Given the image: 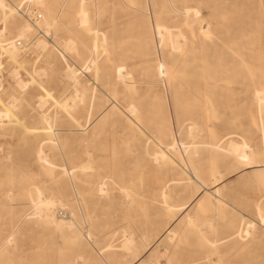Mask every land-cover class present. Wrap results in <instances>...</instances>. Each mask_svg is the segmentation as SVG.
I'll return each mask as SVG.
<instances>
[{
    "label": "rangeland",
    "instance_id": "rangeland-1",
    "mask_svg": "<svg viewBox=\"0 0 264 264\" xmlns=\"http://www.w3.org/2000/svg\"><path fill=\"white\" fill-rule=\"evenodd\" d=\"M1 1L0 264H264V0Z\"/></svg>",
    "mask_w": 264,
    "mask_h": 264
},
{
    "label": "bare ground",
    "instance_id": "bare-ground-1",
    "mask_svg": "<svg viewBox=\"0 0 264 264\" xmlns=\"http://www.w3.org/2000/svg\"><path fill=\"white\" fill-rule=\"evenodd\" d=\"M0 3H1V8H3L4 10H7V12H4V16L5 17H8V18H13V17H15V13L16 12H18L17 11V7H15V8H13V7H11V6H9L8 4H6V3H4V2H2L1 0H0ZM193 11V10H192ZM190 12V11H189ZM80 14L83 16L82 17V23H86L87 22V11L84 9V7H81V9H80ZM194 14V13H193ZM187 15V14H186ZM188 16V15H187ZM196 16V15H195ZM33 25V24H32ZM31 24H29V23H25V22H22V23H19L18 24V32H17V34H16V37H18V38H24L25 39V37L27 36V34L29 33V32H31L32 30H33V26H32ZM44 25H45V28L47 29L48 27H49V22L46 20V21H44ZM207 27V26H206ZM39 29V28H38ZM45 29V30H46ZM202 29V28H201ZM48 30V29H47ZM46 30V31H47ZM157 30V29H156ZM158 30H159V32H160V27L158 28ZM200 31V30H199ZM161 34H163L162 32H160ZM44 36V35H43ZM162 36V35H161ZM47 37V36H46ZM95 41V40H94ZM40 42H43V40H40ZM48 43V42H47ZM50 43V42H49ZM43 44H46V42L45 43H42V45ZM6 47H2V50L4 51V52H6V53H8L9 54V57H10V59H12V58H14L15 59V56H16V50L18 49V47H17V45H16V41H15V39L14 40H10L9 42H7L6 44ZM2 46V45H1ZM46 46V45H45ZM69 46V45H68ZM67 48V47H66ZM59 53H60V55H62V57L65 59L66 57H65V54H64V51H59ZM13 60V59H12ZM160 67H162V64L161 65H159V68ZM83 68V67H82ZM84 68H85V66H84ZM86 68H87V65H86ZM67 69H68V71L70 72V74H72V75H76V73H77V69L75 68V67H73L72 65H70V64H68V66H67ZM165 72V71H164ZM71 76V75H70ZM77 91V90H76ZM93 91V90H92ZM258 93V92H257ZM46 94L47 95H49V93L48 92H46ZM259 94H257V96H258ZM129 111V110H128ZM8 113V111L6 112V114ZM3 115V114H2ZM261 124V123H260ZM190 127V126H189ZM50 129V128H49ZM205 144V143H204ZM238 147V146H237ZM220 148V147H219ZM223 149V148H222ZM227 149V148H226ZM228 151V150H227ZM231 152H233V151H231ZM234 154V153H233ZM235 154H236V152H235ZM242 155V154H241ZM257 155V154H256ZM161 156H163V154L161 155ZM239 155H237V157H238ZM243 156V155H242ZM243 158H244V156H243ZM248 161V160H247ZM71 170V169H70ZM69 171V170H68ZM162 195H163V192H162ZM47 204L46 205H52L53 206V204L55 203V202H53V201H47L46 202ZM186 205V204H185ZM51 207V206H50ZM47 209V208H46ZM257 211V210H256ZM45 217H49V218H51L48 214L45 216ZM71 220V219H70ZM254 222V221H253ZM247 225V224H246ZM171 226V225H170ZM128 236V235H127ZM132 242V237H129L128 236V238L125 240V242H124V246H127V245H129V243H131ZM128 247V246H127ZM124 248V247H123ZM126 248V247H125Z\"/></svg>",
    "mask_w": 264,
    "mask_h": 264
}]
</instances>
